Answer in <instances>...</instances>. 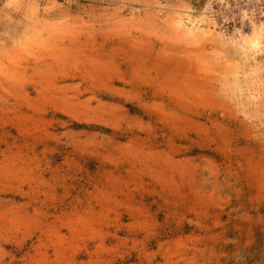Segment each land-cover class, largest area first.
Listing matches in <instances>:
<instances>
[{
  "label": "rangeland",
  "instance_id": "obj_1",
  "mask_svg": "<svg viewBox=\"0 0 264 264\" xmlns=\"http://www.w3.org/2000/svg\"><path fill=\"white\" fill-rule=\"evenodd\" d=\"M254 21L264 0H0V264H264Z\"/></svg>",
  "mask_w": 264,
  "mask_h": 264
},
{
  "label": "bare ground",
  "instance_id": "obj_2",
  "mask_svg": "<svg viewBox=\"0 0 264 264\" xmlns=\"http://www.w3.org/2000/svg\"><path fill=\"white\" fill-rule=\"evenodd\" d=\"M252 27L251 34L245 38V44L248 45L249 50L251 49L257 52L261 50L264 45V22L257 23L254 21Z\"/></svg>",
  "mask_w": 264,
  "mask_h": 264
}]
</instances>
